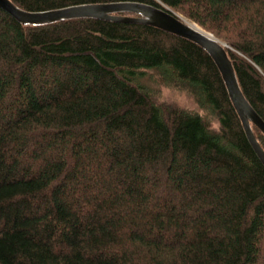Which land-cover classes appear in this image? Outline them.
Masks as SVG:
<instances>
[{
  "label": "trees",
  "instance_id": "trees-1",
  "mask_svg": "<svg viewBox=\"0 0 264 264\" xmlns=\"http://www.w3.org/2000/svg\"><path fill=\"white\" fill-rule=\"evenodd\" d=\"M11 1L178 12L227 44L264 121V0ZM147 70L198 108L156 101ZM0 264H264V165L201 46L139 22L23 25L0 7Z\"/></svg>",
  "mask_w": 264,
  "mask_h": 264
},
{
  "label": "water",
  "instance_id": "water-1",
  "mask_svg": "<svg viewBox=\"0 0 264 264\" xmlns=\"http://www.w3.org/2000/svg\"><path fill=\"white\" fill-rule=\"evenodd\" d=\"M0 7L23 25H41L71 18H99L149 24L187 38L201 46L220 71L229 98L241 120L246 138L264 165V150L253 133L251 123L264 134V121L243 95L225 43L210 32L180 17L167 7L137 1L80 3L46 10H24L11 0H0Z\"/></svg>",
  "mask_w": 264,
  "mask_h": 264
},
{
  "label": "rangeland",
  "instance_id": "rangeland-1",
  "mask_svg": "<svg viewBox=\"0 0 264 264\" xmlns=\"http://www.w3.org/2000/svg\"><path fill=\"white\" fill-rule=\"evenodd\" d=\"M173 11V10H172ZM180 17L184 18L185 20L190 21L191 23L195 24L196 26L200 27L201 29L206 30L205 28L201 27L198 23L192 21L191 19L183 16L182 14L173 11ZM207 32H210L206 30ZM212 35L213 33L210 32ZM214 36V35H213ZM215 37V36H214ZM224 43V42H223ZM226 44V43H225ZM227 45V44H226ZM157 72L152 70H147L141 73L138 77V80L141 81L140 83L144 84L147 87L153 89V93L156 94L155 98L156 101L159 102H172L178 104L180 106H188V107H197L198 105L193 99L189 89L180 87L173 83H166L163 80H160L157 77ZM155 101V102H156ZM212 126L216 127V120H212Z\"/></svg>",
  "mask_w": 264,
  "mask_h": 264
}]
</instances>
